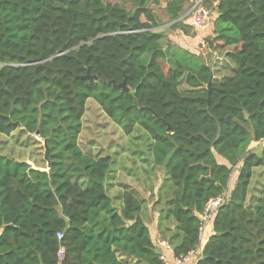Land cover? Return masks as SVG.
<instances>
[{"label":"trees","instance_id":"trees-1","mask_svg":"<svg viewBox=\"0 0 264 264\" xmlns=\"http://www.w3.org/2000/svg\"><path fill=\"white\" fill-rule=\"evenodd\" d=\"M194 1L0 0V135L38 132L49 148L37 168L0 155V264H164L146 201L125 186L117 209L105 186L111 157L79 146L89 101L125 134L151 137L164 177L156 236L173 260L264 264V0H202L217 3L206 42L229 48L233 66L211 81L151 8L191 36L180 18ZM87 70L97 80L81 78Z\"/></svg>","mask_w":264,"mask_h":264},{"label":"rangeland","instance_id":"rangeland-1","mask_svg":"<svg viewBox=\"0 0 264 264\" xmlns=\"http://www.w3.org/2000/svg\"><path fill=\"white\" fill-rule=\"evenodd\" d=\"M108 1L115 3L119 0ZM151 8H153V12L162 23L159 30L165 33L166 40H169L172 44H180L179 39L184 34L169 27L171 23L162 9L152 6ZM187 15L184 14V17H181L184 22L187 21L188 17L190 19L189 12ZM201 31L203 30H194L191 36H186L189 39H199V44L183 43H186L190 51L200 56L203 62L211 67L213 78L222 80L231 76L233 66L225 57V52L229 48L223 49L218 48L217 45H212L216 47L212 49L205 39H212L213 37L207 36L205 39L200 40L198 36H201ZM166 44L167 42L163 40L162 45ZM180 89L183 91L186 87L181 85ZM82 123V132L79 136V146L82 151L94 157L110 156L112 159L111 170L106 177L105 186L113 205L117 209H121L122 199L120 196L126 186L137 191L140 198L146 201L148 217L155 218L157 210H153L151 206L157 198L158 189L164 177L162 168L154 167L152 164L150 154L152 139L149 134L140 127L135 128L129 135L125 134L106 117L98 106L90 101L86 105ZM0 155L8 156L17 161H25L32 168L43 167L44 148L42 140L32 135L26 136L20 131H15L9 137L0 135ZM236 175V173L232 174L230 187H232ZM257 180L256 174L253 185ZM258 182L257 184L260 186L261 180L259 179ZM153 224L155 227L154 222ZM150 228L151 233L155 235L152 227ZM159 241L161 240L159 239Z\"/></svg>","mask_w":264,"mask_h":264},{"label":"built area","instance_id":"built-area-1","mask_svg":"<svg viewBox=\"0 0 264 264\" xmlns=\"http://www.w3.org/2000/svg\"><path fill=\"white\" fill-rule=\"evenodd\" d=\"M216 5V2L213 3V9H210L203 5L202 0H196L192 3L188 12L190 16V25L193 27V29L202 30L210 25L212 18L214 15H216ZM221 201L222 198H216L208 203L204 213L200 216L201 220L203 221V225L208 222L209 217L213 212H215ZM57 237L60 238L61 235L58 234ZM158 245L166 250L170 249V247L164 241L158 240ZM59 255L61 258L63 257L62 251L59 252ZM194 258V252H190L188 255L177 257L172 263H169L164 255L161 256V260L164 262V264H187L190 260L193 261Z\"/></svg>","mask_w":264,"mask_h":264},{"label":"crops","instance_id":"crops-1","mask_svg":"<svg viewBox=\"0 0 264 264\" xmlns=\"http://www.w3.org/2000/svg\"><path fill=\"white\" fill-rule=\"evenodd\" d=\"M163 7H164V5H163ZM189 11V10H188ZM188 11H187V13H185V16H188L187 14H188ZM184 17V16H183ZM213 20H214V17L212 18V20H211V22H210V25L207 27V28H205V29H202L203 31H205V32H203V31H201L202 32V34H201V36H198L199 38H200V40H202V39H205L207 36H212L213 37V33H212V24H213ZM186 25H190V19H189V17L187 18V21H185L184 22ZM195 30V29H194ZM197 31H199V30H197ZM205 40H210V39H205ZM179 41H180V44H175V45H177V46H179L180 48H182V49H184V50H187L188 52H190V53H192V54H195L194 52H192V51H190L189 49H188V47H187V44L186 43H200L199 42V39H189V37H186V36H184V35H182V37H180V39H179ZM182 42V43H181ZM183 42H186V43H183ZM225 54H226V52H225ZM196 55V54H195ZM198 56V55H197ZM226 57V56H225ZM227 59V58H226ZM228 60V59H227ZM229 62V61H228ZM206 64V63H205ZM232 71H233V68H232ZM212 72H213V70H212ZM228 77H230V76H228ZM153 222L155 223V227H154V224H153ZM149 226V228L150 227H152V229H153V231H154V234L155 235H153V237L156 239V240H159V238L156 236V232H155V230H156V216H155V218L153 217L152 218V222L150 223V225H148ZM151 229V228H150ZM158 238V239H157ZM161 252H163V255L165 256V258H166V260H168V261H172L173 260V256H172V252H171V250L169 249V250H166V249H164V248H162V250H161Z\"/></svg>","mask_w":264,"mask_h":264},{"label":"water","instance_id":"water-1","mask_svg":"<svg viewBox=\"0 0 264 264\" xmlns=\"http://www.w3.org/2000/svg\"><path fill=\"white\" fill-rule=\"evenodd\" d=\"M180 19H181V18H180ZM81 78H88V79H91V80H97L96 76L89 75L88 70H87V72H86V75L83 76V77H81ZM212 78H213V77H212V75H211V76H210V81H211ZM117 87H118V88H122V89H124L125 91H128V90L125 88L124 83L118 85ZM207 96H208V97H207V100L209 101V98H210V84H208V86H207ZM161 122H163V121L161 120ZM167 131H169V127H168V126H167ZM37 136H38V132L36 133V138H38ZM42 143H43V148H44V160L47 162L46 165L49 166V163H48L49 148H48V146H47V144H46V141H43Z\"/></svg>","mask_w":264,"mask_h":264}]
</instances>
